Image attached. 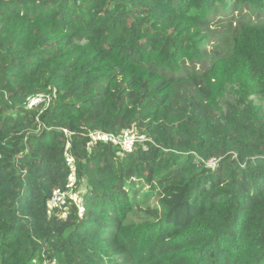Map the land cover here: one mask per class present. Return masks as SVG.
<instances>
[{"label": "trees", "instance_id": "obj_1", "mask_svg": "<svg viewBox=\"0 0 264 264\" xmlns=\"http://www.w3.org/2000/svg\"><path fill=\"white\" fill-rule=\"evenodd\" d=\"M43 262L264 264V0H0V264Z\"/></svg>", "mask_w": 264, "mask_h": 264}, {"label": "built area", "instance_id": "obj_2", "mask_svg": "<svg viewBox=\"0 0 264 264\" xmlns=\"http://www.w3.org/2000/svg\"><path fill=\"white\" fill-rule=\"evenodd\" d=\"M43 100L42 96H35L31 97L29 99V106L35 105ZM90 141L88 143L89 146L93 145V143L97 141H104V142H111L113 144H117L120 146L122 151L124 152H131L137 143H142L144 141V138H142L139 134L137 129H126L123 130L120 134L114 135L113 133H101L98 131L92 132L89 134ZM66 160L68 163H72V158L69 156H66ZM207 164H212L213 160L209 159L206 161ZM70 171L67 176V180L65 183V187L63 189L61 188H55L52 191V197L49 200V209L53 210V208L56 209L55 215H57L60 218H64L66 216V201L67 199H71L74 203L77 204L79 213L81 214L83 212V206L81 203V199H79V202L75 201V199L72 197V195L75 193L73 192V187L75 183V173H74V167L73 165L69 166ZM79 194V193H78ZM80 198V197H79ZM50 213V212H49ZM43 264H51L49 262H43Z\"/></svg>", "mask_w": 264, "mask_h": 264}, {"label": "rangeland", "instance_id": "obj_3", "mask_svg": "<svg viewBox=\"0 0 264 264\" xmlns=\"http://www.w3.org/2000/svg\"><path fill=\"white\" fill-rule=\"evenodd\" d=\"M80 192H82V191H80ZM72 197L75 199V201H77V202H79V194H78V192H75L73 195H72Z\"/></svg>", "mask_w": 264, "mask_h": 264}]
</instances>
